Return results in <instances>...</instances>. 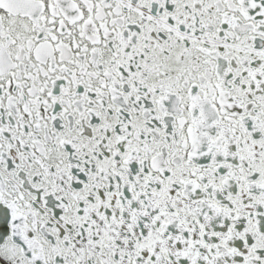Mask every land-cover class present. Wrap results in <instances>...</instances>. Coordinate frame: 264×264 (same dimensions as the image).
<instances>
[{
    "label": "snow or ice",
    "instance_id": "snow-or-ice-1",
    "mask_svg": "<svg viewBox=\"0 0 264 264\" xmlns=\"http://www.w3.org/2000/svg\"><path fill=\"white\" fill-rule=\"evenodd\" d=\"M0 264H264V0H0Z\"/></svg>",
    "mask_w": 264,
    "mask_h": 264
}]
</instances>
